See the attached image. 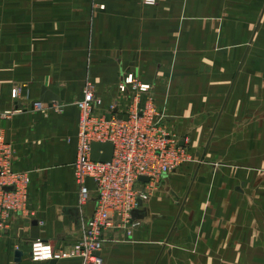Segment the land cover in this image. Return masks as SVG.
<instances>
[{"label":"crops","instance_id":"0c3cea01","mask_svg":"<svg viewBox=\"0 0 264 264\" xmlns=\"http://www.w3.org/2000/svg\"><path fill=\"white\" fill-rule=\"evenodd\" d=\"M146 1L0 0V111L12 112L0 131L31 179L28 213L0 229V264H49L32 245H72L94 212V183L81 206L73 172L88 79L107 116L153 98L197 158L105 233L104 264H264V5L236 32L235 0ZM44 87L65 91L61 113L34 108Z\"/></svg>","mask_w":264,"mask_h":264},{"label":"built area","instance_id":"2783aa9c","mask_svg":"<svg viewBox=\"0 0 264 264\" xmlns=\"http://www.w3.org/2000/svg\"><path fill=\"white\" fill-rule=\"evenodd\" d=\"M154 5L155 0H147ZM133 75L126 80L121 91L129 85L136 88ZM150 87L141 85L140 93H148ZM139 95H135V101ZM102 101L91 80L85 82L83 98L77 102L80 111L78 127L77 159L73 165L79 187L81 206L86 205L93 191L87 182L94 183L97 199L94 212L85 217L80 235L72 245L57 249L37 241L32 245L34 261L57 262L78 260L80 264H104L105 233L129 226L139 203L154 196L163 178L175 173L192 161L188 150L167 127L163 115L155 110L150 98L143 110H133L128 118L98 113ZM43 104L35 103V109ZM56 112L63 110L56 106ZM12 112H1L0 121L8 119ZM95 143L114 146L113 158L108 163L94 162L92 148ZM14 147L7 143L0 131V229H8L14 216L25 215L29 207V173L14 167ZM147 178L142 182L140 178ZM136 226V225H133Z\"/></svg>","mask_w":264,"mask_h":264},{"label":"rangeland","instance_id":"374dc122","mask_svg":"<svg viewBox=\"0 0 264 264\" xmlns=\"http://www.w3.org/2000/svg\"><path fill=\"white\" fill-rule=\"evenodd\" d=\"M263 5H264V0H235V31L240 32V31H242L243 28H246V26H247L246 21H247L249 16H250V18L252 16H254L255 20L258 21L260 19V15H261V12L263 9ZM244 32L246 33V29ZM235 42H236V40H235ZM241 42H243V45H235V47H240V48H244V46L246 47L247 41L241 40ZM54 106H55V104L52 107H54ZM56 106H58V105L56 104ZM62 111H60L59 113H61ZM56 113H58V112H56ZM162 115H163V117H166L164 114H162ZM167 127L173 134H175L177 136L178 139L181 140V136L178 133H176L174 131V129H172L169 125H167ZM188 154L192 157V161L190 163L195 162V160H197V158H195V156L193 154H191V152L189 150H188ZM190 163H188L187 165H189ZM187 165L181 167L178 170H181L182 168L186 167ZM162 183H163V181L160 183L156 192H158L163 187Z\"/></svg>","mask_w":264,"mask_h":264},{"label":"water","instance_id":"95a60500","mask_svg":"<svg viewBox=\"0 0 264 264\" xmlns=\"http://www.w3.org/2000/svg\"><path fill=\"white\" fill-rule=\"evenodd\" d=\"M65 100V91L61 93L60 96L55 95L51 91H49L46 87L42 89V98L39 102L41 104H46L48 106H53L54 104H62ZM108 119L111 118V115L107 116ZM114 154V146L110 143L101 144V143H95L92 148V160L94 162H102V163H108L112 160ZM142 182H148L149 180L147 178H140ZM140 208L143 206V202L139 203ZM137 209L133 217H135L136 213L140 210ZM36 224V223H34ZM21 253H16V256L19 258L21 257ZM49 264H58L56 260H51Z\"/></svg>","mask_w":264,"mask_h":264}]
</instances>
